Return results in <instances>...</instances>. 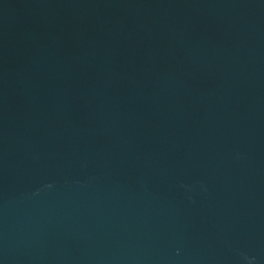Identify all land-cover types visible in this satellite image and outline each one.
<instances>
[{
	"label": "water",
	"instance_id": "95a60500",
	"mask_svg": "<svg viewBox=\"0 0 264 264\" xmlns=\"http://www.w3.org/2000/svg\"><path fill=\"white\" fill-rule=\"evenodd\" d=\"M0 264H264V0H0Z\"/></svg>",
	"mask_w": 264,
	"mask_h": 264
}]
</instances>
